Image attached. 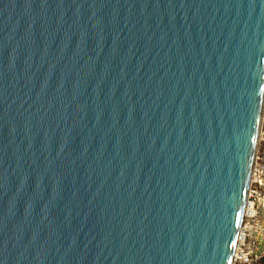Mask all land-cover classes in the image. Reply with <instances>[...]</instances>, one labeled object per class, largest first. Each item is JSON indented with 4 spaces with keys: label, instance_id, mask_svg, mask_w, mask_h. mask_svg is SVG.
Returning <instances> with one entry per match:
<instances>
[{
    "label": "water",
    "instance_id": "1",
    "mask_svg": "<svg viewBox=\"0 0 264 264\" xmlns=\"http://www.w3.org/2000/svg\"><path fill=\"white\" fill-rule=\"evenodd\" d=\"M263 98L264 0H0V264H231Z\"/></svg>",
    "mask_w": 264,
    "mask_h": 264
},
{
    "label": "built area",
    "instance_id": "2",
    "mask_svg": "<svg viewBox=\"0 0 264 264\" xmlns=\"http://www.w3.org/2000/svg\"><path fill=\"white\" fill-rule=\"evenodd\" d=\"M253 229L263 236L260 249L257 238L250 235ZM231 264H264V146L251 171L243 222Z\"/></svg>",
    "mask_w": 264,
    "mask_h": 264
},
{
    "label": "rangeland",
    "instance_id": "3",
    "mask_svg": "<svg viewBox=\"0 0 264 264\" xmlns=\"http://www.w3.org/2000/svg\"><path fill=\"white\" fill-rule=\"evenodd\" d=\"M262 106H263V111H264V98H263ZM260 132H261V135L259 134V138L257 140V145L255 148V159L262 155V150L264 146V122L260 124ZM255 159H254V162H255Z\"/></svg>",
    "mask_w": 264,
    "mask_h": 264
},
{
    "label": "bare ground",
    "instance_id": "4",
    "mask_svg": "<svg viewBox=\"0 0 264 264\" xmlns=\"http://www.w3.org/2000/svg\"><path fill=\"white\" fill-rule=\"evenodd\" d=\"M263 122H264V111H263V106H262V121L260 122V124L263 123ZM258 134L261 135V132H260V125H259V128H258ZM254 159H255V156H254ZM253 162H254V161H253ZM245 200H246V197H245ZM245 200H244V202H245Z\"/></svg>",
    "mask_w": 264,
    "mask_h": 264
}]
</instances>
